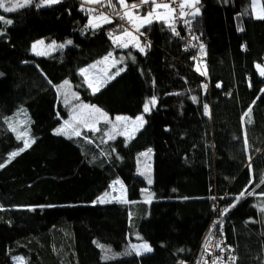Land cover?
<instances>
[{
  "label": "trees",
  "instance_id": "16d2710c",
  "mask_svg": "<svg viewBox=\"0 0 264 264\" xmlns=\"http://www.w3.org/2000/svg\"><path fill=\"white\" fill-rule=\"evenodd\" d=\"M125 3L142 15L153 10ZM38 4L7 14L10 25L0 21V264H179L212 225L222 228L235 264H264V75L255 69L264 68V52L254 60L243 47L248 21L264 50V19L254 18L252 0H199L192 30L204 40L187 52L175 25L143 27L144 51L132 49L97 93L80 72L118 52L121 4L107 0L101 9L118 18L93 29L91 10L76 0ZM39 40L72 43L39 57ZM64 85L111 116L144 114L143 128L130 140H108L106 125L75 135L65 122L79 102H69ZM19 117H27L31 143L9 160L25 143L9 128ZM149 149L151 185L138 175ZM118 179L128 202L97 204ZM146 192L151 204L142 202ZM136 243L152 252L134 253Z\"/></svg>",
  "mask_w": 264,
  "mask_h": 264
},
{
  "label": "rangeland",
  "instance_id": "374dc122",
  "mask_svg": "<svg viewBox=\"0 0 264 264\" xmlns=\"http://www.w3.org/2000/svg\"><path fill=\"white\" fill-rule=\"evenodd\" d=\"M183 5V8L189 9V11H193L194 15H199L201 10L199 7V2L194 3V0H177L176 5L179 7L180 2ZM242 1V5L244 4V0ZM58 4V3H57ZM152 15L148 16V13L146 15H142L137 8H132V5H121L120 13L122 18H124V22L121 23V27H123V33L116 35L113 37L114 44L118 46V52L114 53L109 57L108 60L102 59L99 61V63H94L88 67H86L83 70H86L84 72H80L81 75L85 78L86 83L90 90L93 93H97L101 88H103L106 84L111 82L114 77H112V70H121L122 66H124L127 62H129L132 59V49H135L137 51H140V48L145 49L144 45V39L146 38L142 33L141 30L143 27L154 23V22H164L168 26H173L175 21V16L177 12L172 7L173 3H168L166 0H154V3H152ZM168 4L169 8H163V7H157V5H163ZM179 4V5H178ZM53 5V4H52ZM50 5H45L42 7H46ZM89 7V6H87ZM19 9V8H18ZM197 9L199 11L197 12ZM90 12L89 14V23L92 25V28H97L102 26L103 24L108 23V21H116L118 16L116 14H112L108 11H103L100 7H89ZM13 12H4L3 10H0V15H3L6 20H8L7 14H10ZM127 13V15H126ZM252 13L256 20H261L259 17L264 16L263 11V5L262 0H252ZM102 14V15H101ZM188 12L184 13L182 12L183 17L187 15ZM104 17H107V21L104 19ZM147 18V19H145ZM151 21L149 23L148 21ZM245 28L247 30V36L246 39L243 40V47L246 49L247 47L250 48L252 58L254 60H260L263 55V47L261 46V42L258 38L257 31L254 27V25L251 22L246 21ZM125 30H127L128 34H125ZM0 33L3 34V32L0 31ZM0 34V35H2ZM43 44H39L35 42L36 49L33 51L32 48V54L39 57H49L54 55L55 53L62 52L67 45L69 44H58V43H47L44 40ZM127 45V47H124L123 45ZM59 45H64L63 48L59 47ZM141 52V51H140ZM39 53V54H38ZM200 62V60H199ZM261 64V63H258ZM95 65V67H92ZM200 70H204L203 64L200 67ZM205 71V70H204ZM203 72V71H202ZM255 85V84H254ZM63 90L68 91V93L71 92V96L69 98V102L73 104L74 102H79L75 106V112L71 116V118L67 121V126L69 129H75L77 131L81 130H87V131H98L101 125H106L108 128L107 132V138L108 140H112L113 138L117 136H123L127 140L132 139L136 136V134L143 128V126L140 127V121L136 120V117H130L127 115H119V116H111L105 111H103L101 108L95 106V108L100 109L103 113L107 114L106 118L101 115V113L95 112L92 108L91 104L88 103H82L80 102L81 98L78 96V94L75 92L74 88L72 86L64 85ZM98 89V90H97ZM84 105H87L89 107L85 108ZM156 105V104H155ZM149 108L151 110V106L149 105ZM145 113V112H144ZM143 116L144 114L139 115ZM117 117H124L127 119H121L117 120ZM138 117V116H137ZM27 117H19L14 122H9V128L11 131L16 133L21 139L27 141L29 144L31 143L28 136V128H27ZM112 137V138H110ZM144 153H147V155H142ZM139 158H138V175L143 177L147 183L148 179L150 178L153 183V160H154V152L151 150V152L145 151L143 152ZM143 173V174H141ZM119 181V183H117ZM151 183V184H152ZM149 184V183H148ZM149 184V185H151ZM103 199L105 202L100 203L99 201ZM154 201V195L150 194L148 192L144 193L142 196V202L151 204ZM127 203L128 202V191L125 186V184L122 182L121 179L116 180L113 182L110 191L106 192L105 194L101 195L98 200L96 201L97 204H108V203ZM147 243H136L134 244L136 247L133 248L132 251L136 254H147L152 252L151 246L148 247L151 249V251L145 250L142 246ZM13 264H24V261L21 258L13 260Z\"/></svg>",
  "mask_w": 264,
  "mask_h": 264
},
{
  "label": "built area",
  "instance_id": "2783aa9c",
  "mask_svg": "<svg viewBox=\"0 0 264 264\" xmlns=\"http://www.w3.org/2000/svg\"><path fill=\"white\" fill-rule=\"evenodd\" d=\"M69 0H61L60 3H66ZM161 1V0H159ZM168 3H173L172 7L177 12L175 16L174 25L177 28L176 33L180 36L181 31L184 32V40H186L187 52L189 49L197 47L198 44L203 43V37H195L192 30L193 11L187 8L181 9L177 7L174 0H166ZM182 12H188L183 17ZM236 255L232 248L228 246L226 237L222 228L218 229L216 226H211L204 236L198 252L188 261H181L179 264H235Z\"/></svg>",
  "mask_w": 264,
  "mask_h": 264
},
{
  "label": "snow or ice",
  "instance_id": "6c2138e0",
  "mask_svg": "<svg viewBox=\"0 0 264 264\" xmlns=\"http://www.w3.org/2000/svg\"><path fill=\"white\" fill-rule=\"evenodd\" d=\"M60 2H61V0H40V4H38L37 7H41V6H45V5L57 4V3H60ZM91 2H99V0H91ZM117 2H118L119 4H121V5H125V0H117ZM198 2H199V0H194V3H198ZM31 3H32V0H0V10H3L4 12H14V11H16L18 8H23V7H25V6L30 5ZM150 3H154V0H140V4H150ZM139 6H140V5H136V4H134V5H132L131 7H132V8H137V7H139ZM157 7H158V8H159V7L169 8V5H168V4H163V5H157ZM181 9H183V5H181ZM198 11H199V9H197V12H198ZM101 15H102V14H101ZM126 15H127V13H126ZM151 15H152V13L149 12V13H148V16H151ZM259 18H260V19H264V16H260ZM104 19L107 21L108 18H107V17H104ZM145 19H147V18H145ZM0 21H2V22L5 23V24H9V25L12 23L11 20H6L5 17H4L3 15H0ZM108 22H110V21H108ZM148 22L151 23L150 20H149ZM0 34H2V33H0ZM125 34H128V33H127V30H125ZM37 43H39V44H43V41H38ZM68 43L71 44L72 42H71V41H68ZM123 46H124V47H127L126 44L123 45ZM59 47L63 48L64 45H59ZM32 48H33V51H35V49H36V44H33ZM140 51L143 52L144 49H143V48H140ZM38 54H39V53H38ZM111 55H112V53H109L108 56H105L103 59H104V60H108L109 57H111ZM98 63H99V62H98ZM92 67H95V65H93ZM257 67H259V65H257ZM81 71L84 72V71H86V70H83V69H82ZM118 74H119V72L116 73V75H118ZM261 74L264 75V72H262ZM64 83L67 84L68 82L65 81ZM219 86H220V85H217V87H219ZM205 87H206V85H205ZM97 90H98V89H97ZM193 100L195 101V100H196V97H193ZM149 104H151L152 106H155V104H156V99H155V97H153L151 100L147 101V102L144 104V112H145V113H147V112L150 111ZM83 107L87 108V107H89V106L84 105ZM92 108H93V110H94L95 112L101 113V115L104 116V117L106 118V115H107V114L103 113L100 109L95 108V106H92ZM204 111H205V115H207V114L209 113V109H208V106H207V105H204ZM250 111H251V109L249 108L248 112L244 113V115L247 116V115L250 113ZM116 119H117V120H121V119H127V118H124V117H117ZM136 120H137V121H140V127H142V126H143V123H145V121H144V119H143V116H138V117H136ZM65 123L67 124L68 122L66 121ZM55 131H56V134H57V135H60V134H63V133H64V129H63V128L56 129ZM74 134H75V135H80V132H79V131H75ZM110 138H112V137H110ZM33 142H34V141H33ZM29 146H30L29 143H28L27 141H25V143H24V147L21 148V149L19 150V152H13V153L10 154V156H9V160H11L12 158H14V157H16L17 155H19L20 152H23V151H24L27 147H29ZM148 152H151V149H149ZM142 155H147V153H144V154H142ZM4 166H5L4 164H0V168H2V167H4ZM141 174H143V173H141ZM117 183H119V181H117ZM148 183H149V184L152 183V181H151L150 178L148 179ZM240 195L243 196L244 193L242 192ZM99 202H100V203H104L105 201H104L103 199H101ZM226 211H227V209H225V212H226ZM135 247H136V246L133 245V248H135ZM142 247H143L145 250H147V251H151V249L148 247L147 244H144Z\"/></svg>",
  "mask_w": 264,
  "mask_h": 264
},
{
  "label": "water",
  "instance_id": "95a60500",
  "mask_svg": "<svg viewBox=\"0 0 264 264\" xmlns=\"http://www.w3.org/2000/svg\"><path fill=\"white\" fill-rule=\"evenodd\" d=\"M79 4L85 5V6H89V7H100L102 6L107 0H99V2H91V0H76ZM259 65V64H258ZM256 73L260 74L262 72H264V68L259 65V67H257L256 65Z\"/></svg>",
  "mask_w": 264,
  "mask_h": 264
}]
</instances>
